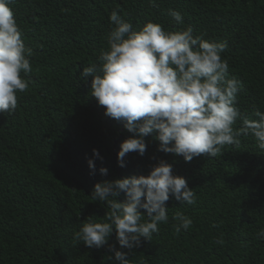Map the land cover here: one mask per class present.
Here are the masks:
<instances>
[{
	"label": "trees",
	"instance_id": "16d2710c",
	"mask_svg": "<svg viewBox=\"0 0 264 264\" xmlns=\"http://www.w3.org/2000/svg\"><path fill=\"white\" fill-rule=\"evenodd\" d=\"M14 0L9 5L31 49L29 87L18 92V107L0 115V264H114L109 245L120 248L115 233L100 249L74 239L85 219L102 222L105 202L93 200L101 181L147 175L165 160L174 175L195 191L194 205L170 198L169 221L149 241L131 250L129 264H264V150L251 135L225 146L216 157L191 162L157 150L146 138L141 157L130 153L126 167L117 164L120 143L130 134L91 97V78L80 73L101 65L113 11L139 31L147 22L165 31L191 26L194 36L227 41L222 58L228 78L242 84L236 107L242 117L264 112V0ZM169 9L179 11L177 24ZM23 75V74H22ZM242 121L235 127L240 128ZM97 149L96 173L87 160ZM108 169L107 176L99 168ZM124 194L118 198L123 202ZM193 221L175 231L173 217ZM223 239L221 245L217 240Z\"/></svg>",
	"mask_w": 264,
	"mask_h": 264
},
{
	"label": "clouds",
	"instance_id": "9594fccd",
	"mask_svg": "<svg viewBox=\"0 0 264 264\" xmlns=\"http://www.w3.org/2000/svg\"><path fill=\"white\" fill-rule=\"evenodd\" d=\"M14 0H0V115L18 107V92L29 83L24 78L32 71L33 53L26 48L23 33L9 7ZM155 7L156 0H149ZM177 24L183 23L179 11L169 9ZM114 25L107 36L108 48L93 64L80 73L83 81L91 78V97L104 108V115L123 126L130 135L119 145L117 164L126 167L130 153L143 157L146 138L157 142L159 152L182 157L185 162L206 155L216 157L228 145H239L241 135H251L264 150V112L256 110L257 119L242 117L236 107L242 84L228 78L229 64L222 58L227 41L214 42L194 36L188 26L165 31L159 23L147 22L139 31L133 29L117 11L109 17ZM23 74V75H22ZM237 121L242 126L236 128ZM87 160L95 174V160H103L97 149ZM101 176L108 169L99 168ZM123 202H118L121 194ZM93 200L106 203L102 222L88 217L74 233V239L89 249H100L115 233L122 249L109 245L114 264H129L127 256L141 241H149L169 221L166 202L170 198L194 205L195 191L187 180L174 175L172 164L160 160L147 175H133L101 181L94 185ZM175 231L188 230L192 219L176 212ZM257 236L264 240V229ZM223 244V239L217 240Z\"/></svg>",
	"mask_w": 264,
	"mask_h": 264
}]
</instances>
